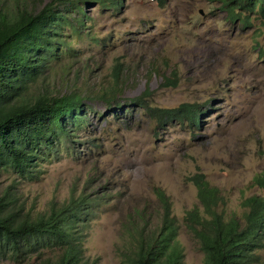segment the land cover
Wrapping results in <instances>:
<instances>
[{"label": "rangeland", "instance_id": "obj_1", "mask_svg": "<svg viewBox=\"0 0 264 264\" xmlns=\"http://www.w3.org/2000/svg\"><path fill=\"white\" fill-rule=\"evenodd\" d=\"M49 1L26 5L36 10ZM79 2L80 11L65 20L80 16L82 23L70 21L75 31L61 25L58 58L28 85L27 95L79 94L83 126L58 153L38 162L35 178L1 170L0 195L7 191L28 217L70 196L93 197L95 216L75 226L81 260L120 264L136 244V231L146 234L158 222V188L175 218L182 264H203L197 241L184 228L185 212L201 209L187 177L201 173L218 188V210L226 217L241 215L244 197L264 194L252 183L264 170V24L252 14L249 24L228 18L216 0ZM115 63L118 93L108 102L93 97L97 87L113 85ZM165 76L176 83L163 86ZM144 90L153 108L194 103L196 124L150 117L128 104ZM136 213L151 215L149 222ZM129 216L135 227L126 225ZM255 255V264H264V247Z\"/></svg>", "mask_w": 264, "mask_h": 264}, {"label": "trees", "instance_id": "obj_2", "mask_svg": "<svg viewBox=\"0 0 264 264\" xmlns=\"http://www.w3.org/2000/svg\"><path fill=\"white\" fill-rule=\"evenodd\" d=\"M27 1L0 0V169H9L22 178L28 177L37 160L55 153L56 148L59 152L62 140L71 138L74 128H80L84 123L79 94L27 95L28 85L42 76L50 60L58 58L61 25L69 24L75 31V26L82 23L80 16L65 20L73 10L80 11L79 0H51L36 10L28 7ZM98 1H109L110 5L117 6L121 0ZM216 1L226 9L230 19L237 17L243 23H250L248 13L241 14L249 12L264 24V0ZM118 66L115 63L110 73L113 85L105 90H102L104 86L97 87L93 97H101L107 102L113 100L118 93L115 88ZM175 83V78L165 76L161 84ZM146 94L148 91L144 90L129 98L128 104H134L150 117L157 115L175 119L178 123L196 124L199 113L194 103L153 108L144 100ZM187 180L195 187L201 209L194 206L185 212L184 228L197 241L203 264H255V252L264 247L261 243L264 194L244 197L241 215L232 213L226 217L218 210L223 202L218 188L208 185L201 173L191 174ZM252 183L264 192V170L254 176ZM154 194L160 203L158 222L146 234L142 230L136 231V244L128 249L130 254L120 264H182L169 202L160 189L155 188ZM5 197L15 200L7 191L0 196V262L9 259L22 263L31 255L48 250V255L27 264H80V251L75 241L77 231L73 228L78 221L94 216L93 197L85 194L70 197L33 218L21 213V205L10 206V200ZM136 215L145 225L151 216L147 219L144 215ZM136 224L129 216L126 225L135 227Z\"/></svg>", "mask_w": 264, "mask_h": 264}, {"label": "clouds", "instance_id": "obj_3", "mask_svg": "<svg viewBox=\"0 0 264 264\" xmlns=\"http://www.w3.org/2000/svg\"><path fill=\"white\" fill-rule=\"evenodd\" d=\"M80 3V2H79ZM221 6V5H220ZM225 9V8H224ZM225 11H226V9H225ZM227 12V11H226ZM243 13H248V14H252L253 16H254V19H256L257 20V18L255 17V14H253V13H249V12H241V14H243ZM247 14V15H248ZM248 18V17H247ZM243 23V22H242ZM245 24H249V23H245ZM49 63V62H48ZM42 64V63H41ZM81 128V127H80ZM77 129H79V128H74V130H73V136H74V132H75V130H77ZM72 136V137H73ZM70 139V138H69ZM69 139L68 140H66V142H68L69 143ZM63 142L65 141V140H62ZM56 153H58V151H57V148H56V152L55 153H52L51 155H54V154H56ZM49 157V156H48ZM48 157H46V158H48ZM46 158H43L42 160H45ZM42 160H37V162H36V165H34L33 167H31V171L29 172V174L27 175L28 177L27 178H25V179H33V178H35L36 176H37V174H38V171H39V169H38V166H37V164H38V162H40V161H42ZM1 170H4V171H11V170H9V169H0V171ZM12 173H14L13 171H11ZM16 174V173H15ZM31 174V175H30ZM17 175V174H16ZM18 176V175H17ZM18 177H20V176H18ZM20 178H22V177H20ZM4 195V192L0 195V196H3ZM80 195V194H79ZM70 197H73V196H70ZM5 198H7V199H9L10 200V206H15L16 205V201L15 200H13V199H10L9 197H5ZM64 203V202H63ZM59 206V205H58ZM47 212H48V210H47ZM44 213H46V212H44ZM44 213H42V214H44ZM39 215H41V214H39ZM36 216V215H35ZM35 216H33V217H35ZM38 216V215H37ZM94 216H95V213H94ZM94 216H91V217H87L88 219H90V218H92V217H94ZM33 217H28V218H33ZM87 219V220H88ZM86 220V221H87ZM81 222H83V221H78L77 223H75V225H74V230H76L77 231V229H75V226H76V224H78V223H81ZM77 237V236H76ZM77 243H78V247H79V263L80 264H85L84 262H82V260H81V246H80V244H79V242L77 241V238H76V240H75ZM48 250H43L42 251V253L41 254H38V255H42L44 252H47ZM34 255V254H33ZM32 256V255H31ZM31 258V257H30ZM29 258V259H30ZM29 259H27L26 261H24V262H27ZM5 260V259H4ZM6 260H9V259H6ZM3 261V260H2ZM1 261V262H2ZM9 261H11V260H9ZM1 262H0V264H1ZM12 262V261H11ZM24 262H22V263H24ZM14 263V262H13ZM27 263H30V262H27ZM26 263V264H27ZM17 264H21V263H17Z\"/></svg>", "mask_w": 264, "mask_h": 264}]
</instances>
